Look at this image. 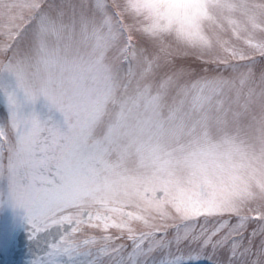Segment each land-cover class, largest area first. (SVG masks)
<instances>
[{"label":"snow or ice","instance_id":"6c2138e0","mask_svg":"<svg viewBox=\"0 0 264 264\" xmlns=\"http://www.w3.org/2000/svg\"><path fill=\"white\" fill-rule=\"evenodd\" d=\"M5 72L35 264H264V0H0Z\"/></svg>","mask_w":264,"mask_h":264},{"label":"rangeland","instance_id":"374dc122","mask_svg":"<svg viewBox=\"0 0 264 264\" xmlns=\"http://www.w3.org/2000/svg\"><path fill=\"white\" fill-rule=\"evenodd\" d=\"M200 2L201 0H152L150 4L163 3L172 14L186 13L190 16L198 13ZM8 92L16 94L25 114L35 112L42 120L50 123L62 122V114L44 97H40L35 103L26 101L23 92L18 89L15 77L5 72L0 73V125H7L10 119ZM230 183L227 176L217 178L218 194H227ZM36 251L26 210L11 199L7 182L0 181V264H35Z\"/></svg>","mask_w":264,"mask_h":264},{"label":"clouds","instance_id":"9594fccd","mask_svg":"<svg viewBox=\"0 0 264 264\" xmlns=\"http://www.w3.org/2000/svg\"><path fill=\"white\" fill-rule=\"evenodd\" d=\"M145 2H146V3H151V2H152V0H145Z\"/></svg>","mask_w":264,"mask_h":264}]
</instances>
